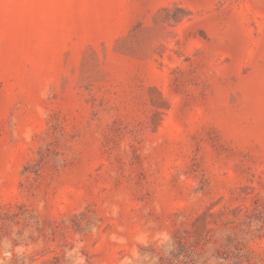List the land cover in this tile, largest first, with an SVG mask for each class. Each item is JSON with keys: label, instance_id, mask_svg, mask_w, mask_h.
Instances as JSON below:
<instances>
[{"label": "rangeland", "instance_id": "obj_1", "mask_svg": "<svg viewBox=\"0 0 264 264\" xmlns=\"http://www.w3.org/2000/svg\"><path fill=\"white\" fill-rule=\"evenodd\" d=\"M0 264H264V0H0Z\"/></svg>", "mask_w": 264, "mask_h": 264}]
</instances>
